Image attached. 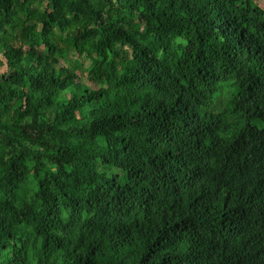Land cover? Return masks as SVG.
Returning <instances> with one entry per match:
<instances>
[{
    "label": "trees",
    "instance_id": "16d2710c",
    "mask_svg": "<svg viewBox=\"0 0 264 264\" xmlns=\"http://www.w3.org/2000/svg\"><path fill=\"white\" fill-rule=\"evenodd\" d=\"M0 264H264V0H0Z\"/></svg>",
    "mask_w": 264,
    "mask_h": 264
},
{
    "label": "rangeland",
    "instance_id": "374dc122",
    "mask_svg": "<svg viewBox=\"0 0 264 264\" xmlns=\"http://www.w3.org/2000/svg\"><path fill=\"white\" fill-rule=\"evenodd\" d=\"M103 170V169H102Z\"/></svg>",
    "mask_w": 264,
    "mask_h": 264
}]
</instances>
